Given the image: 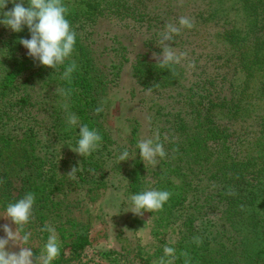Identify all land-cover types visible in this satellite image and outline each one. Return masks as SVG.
Segmentation results:
<instances>
[{
	"label": "trees",
	"instance_id": "trees-1",
	"mask_svg": "<svg viewBox=\"0 0 264 264\" xmlns=\"http://www.w3.org/2000/svg\"><path fill=\"white\" fill-rule=\"evenodd\" d=\"M63 2L77 36L72 56L57 70L18 54L19 40L31 38L27 26L16 33L0 24V206L34 193L26 226L42 245L50 233L41 229L54 228L60 255L52 264H64L67 250L76 255L89 244L77 216L118 176L129 205L132 195L145 190L172 193L162 210L143 214L151 251L124 249L126 261L154 264L167 245L176 249L174 264H184L182 251L191 264H264V0ZM12 8L9 0L3 11ZM181 16L195 27L166 43L187 51L195 69L177 66L179 75L172 76L153 53L162 52L158 33ZM103 21L130 36V46L103 30ZM72 60L77 70L68 83L60 77ZM128 62L126 97L134 114L116 147L104 110L94 109L101 103L104 109ZM57 88L71 89L67 101ZM68 112L78 125L66 131ZM84 124L103 139L82 157L71 148L78 146ZM157 135L167 156L154 167L141 160L136 145ZM125 149L129 159L118 162ZM73 167L74 179L67 175ZM230 189L236 195H227Z\"/></svg>",
	"mask_w": 264,
	"mask_h": 264
},
{
	"label": "clouds",
	"instance_id": "clouds-1",
	"mask_svg": "<svg viewBox=\"0 0 264 264\" xmlns=\"http://www.w3.org/2000/svg\"><path fill=\"white\" fill-rule=\"evenodd\" d=\"M9 0H0V24L10 28L13 32L22 31L27 26L30 32V39H20L19 43L27 49V55L34 60H38L40 65L57 70L65 65L74 51L77 33L72 29L66 15L69 11L63 0H27V7L24 6L25 0H11L13 8L3 11ZM195 25L191 19L181 16L177 24L166 23L164 29L158 33L157 44L162 49L160 54L153 53L160 69L168 70L172 76H178L177 66L185 67L186 70L195 69V62L188 61L187 51H178L170 47L166 42L174 41V37L181 34L182 29H192ZM187 61V63H185ZM77 70V64L74 60L70 61L61 74V79L71 83L72 74ZM154 87H159L155 85ZM151 92L153 88H148ZM63 97L65 101L71 95V89L57 88L56 92ZM67 111L69 104H63ZM103 105L97 106L94 111L100 114L103 111ZM67 130L78 125V117L71 112L66 116ZM102 136L96 129H91L88 125H79V139L76 148H71L82 157L91 155L102 142ZM136 147L139 149L141 160L156 166L158 158L163 159L167 156L164 145L159 142V136L140 140ZM177 148L173 149L175 153ZM129 159V151L125 149L118 157V162ZM77 167H73L67 174L69 178H75ZM171 192L166 190H145L130 197V209L134 215L143 216L144 212H156L163 209L164 204L169 200ZM227 195H236L235 191L229 190ZM35 201V194L27 193L22 199L15 203H9L6 211L0 216L14 224L15 230L9 225H3L5 237L0 238V264H52L60 255V243L57 239L54 228L45 224L41 231L50 233L46 243L39 255L34 254L33 249L28 247L31 232L25 231V226L29 223L32 216V209ZM243 210V205L241 206ZM192 242L200 245L202 240L199 237H193ZM19 245V252L6 250L9 244ZM180 257L184 264H191V257L187 251H182ZM177 259L176 249L167 245L163 248V256L154 264H174ZM123 264V262H122Z\"/></svg>",
	"mask_w": 264,
	"mask_h": 264
},
{
	"label": "rangeland",
	"instance_id": "rangeland-1",
	"mask_svg": "<svg viewBox=\"0 0 264 264\" xmlns=\"http://www.w3.org/2000/svg\"><path fill=\"white\" fill-rule=\"evenodd\" d=\"M224 1V0H221ZM257 2V0H254ZM228 0H226V3ZM101 28L113 34L126 47L131 44L130 36L126 35L118 25L102 22ZM19 55H27V49L20 46ZM154 60H156L154 58ZM131 85L130 63L122 66L121 77L117 87L108 92L104 99L103 121L107 126L109 135L114 146L124 143L128 134L126 119L130 117L133 109L127 101L126 92ZM140 119V116H138ZM14 134L19 135L18 132ZM213 147V145H210ZM74 152V151H72ZM118 176L111 177L108 186L100 194L98 201L92 206L81 210L77 216L83 228L82 233L88 235L89 244L78 254L65 252L64 264H136L128 262L123 258L124 249L142 247L146 252L151 251L153 238L145 218L134 215L130 209L128 200L122 193ZM6 211V207L0 206V214ZM9 224L13 230L15 225L4 217L0 216V238L5 237L3 225ZM80 230V228L78 229ZM25 231L31 232L28 247L33 249L34 254L39 255L43 246L40 240L33 234L32 230L25 226ZM81 231V230H80ZM175 236L174 231L170 232L169 240ZM58 239V236H57ZM6 250L19 252L20 246H12L10 243Z\"/></svg>",
	"mask_w": 264,
	"mask_h": 264
}]
</instances>
